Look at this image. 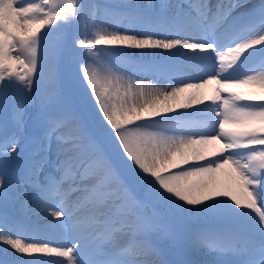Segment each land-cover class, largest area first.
Masks as SVG:
<instances>
[{
  "label": "snow or ice",
  "instance_id": "1",
  "mask_svg": "<svg viewBox=\"0 0 264 264\" xmlns=\"http://www.w3.org/2000/svg\"><path fill=\"white\" fill-rule=\"evenodd\" d=\"M0 105L25 216L0 213V264H159L149 205L220 225L190 240L214 264H264V0H0Z\"/></svg>",
  "mask_w": 264,
  "mask_h": 264
},
{
  "label": "rangeland",
  "instance_id": "2",
  "mask_svg": "<svg viewBox=\"0 0 264 264\" xmlns=\"http://www.w3.org/2000/svg\"><path fill=\"white\" fill-rule=\"evenodd\" d=\"M152 2L157 3L158 0H153ZM213 3H214V0H213ZM68 31L69 33H71L72 28L69 27ZM75 87L78 88V85H76ZM59 90L65 91V92L68 90V84H67L66 78L61 79L60 84H59ZM53 91L54 89L49 88L45 82H41L40 90L38 93L35 94V103L32 106L28 107L26 111L24 134L32 132L33 130L36 131V126L34 128V125L36 124L31 122L32 116L34 115V111H38L39 108H41V98L44 97L46 99ZM1 107L4 108L3 105H0V108ZM7 127L8 126L5 125L4 123L3 124L0 123V136L4 135L5 132H11L10 127L8 128ZM62 131L65 132L66 134L72 133L73 132L72 123L69 122L66 125V127L62 129ZM55 150H56V143H55V140H53V144H52V151H53L52 159L53 160L55 159V155H54ZM0 204L8 207L9 209H11V211L15 212L16 214H20L21 212L19 206L13 200L12 193H9V198L6 201L0 199ZM153 207L148 206L146 208V212L149 215L150 213L148 210ZM153 210L160 211L161 213V218L159 216L156 218L157 224H159L158 228L154 230L150 236L152 243L155 245V247L159 251L158 259L161 261L167 262L169 264L178 263L179 261L178 262L172 261L170 257L173 255V253H175L174 248L176 247L178 249L180 248L181 242L180 240H178V238L181 233L183 234V236L187 234L186 228H188V225L190 224L191 221L190 219H187V217H180L173 213H169L160 206H157V207L155 206V209ZM12 218H17V217L14 216ZM199 230L204 232V231H210L211 229L206 226H201L199 227ZM170 243H172L173 248L169 246Z\"/></svg>",
  "mask_w": 264,
  "mask_h": 264
},
{
  "label": "bare ground",
  "instance_id": "3",
  "mask_svg": "<svg viewBox=\"0 0 264 264\" xmlns=\"http://www.w3.org/2000/svg\"><path fill=\"white\" fill-rule=\"evenodd\" d=\"M102 4L111 6V5H116V4H120V3H124V2H129V0H100ZM147 0H141L142 3L146 2ZM252 2H257V0H252ZM215 3V0H214ZM127 52L129 53H136V57L135 58H139L140 57V50L137 49H126ZM157 54L163 55L164 53L162 52V50H155ZM145 59H148L149 56L145 55L144 57ZM250 66V65H249ZM191 74H195V73H191ZM144 79H153V82H157L153 77L148 76V77H144ZM159 83H165V81H159ZM238 90H242V91H247L248 88L245 86L244 88L238 89ZM205 94H211V88H207L204 90ZM189 112L191 111V109L188 110ZM157 207V206H156ZM22 219H25L24 214L22 213V215L20 216ZM187 219H193V222H196L197 220H202V221H208L204 218L201 217H197L195 215L191 216V217H187ZM31 220L33 222L39 221V222H44V214H42L40 217H36V216H32ZM218 229V228H217ZM50 235V234H49ZM47 236V239L51 240L53 239V241L58 240L61 241L63 239V237L58 236L56 234H52L54 236V238H51V236ZM64 238L68 239V236H64ZM31 242V241H28ZM188 244V251H189V256L191 257L190 260L194 263V264H214V262L217 259V254L214 252H209L206 248H201L200 250H196L194 248H192L190 246V239L187 241ZM51 245V244H50ZM65 246H70L69 245H65ZM3 246H0V249H2ZM54 247V246H53ZM20 254H16V256H19ZM38 255H43V254H38ZM4 259V258H10L12 259V257H5L3 252L0 251V259ZM44 259H52V260H59V259H63V258H59V257H55V256H43ZM159 260V259H158ZM163 260V259H162ZM159 264H166L165 262H162L161 260H159Z\"/></svg>",
  "mask_w": 264,
  "mask_h": 264
},
{
  "label": "trees",
  "instance_id": "4",
  "mask_svg": "<svg viewBox=\"0 0 264 264\" xmlns=\"http://www.w3.org/2000/svg\"><path fill=\"white\" fill-rule=\"evenodd\" d=\"M6 112H7V111L5 110V107H4V108H2V107L0 108V118L3 117L4 120L7 121V119H9V118H8V114H6ZM70 123H71V122H70Z\"/></svg>",
  "mask_w": 264,
  "mask_h": 264
}]
</instances>
